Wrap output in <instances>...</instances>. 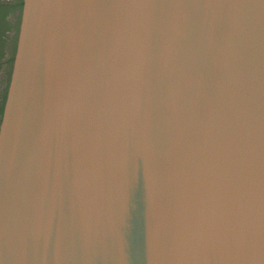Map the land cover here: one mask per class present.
Segmentation results:
<instances>
[{
    "label": "water",
    "instance_id": "obj_1",
    "mask_svg": "<svg viewBox=\"0 0 264 264\" xmlns=\"http://www.w3.org/2000/svg\"><path fill=\"white\" fill-rule=\"evenodd\" d=\"M0 264H264V0H26Z\"/></svg>",
    "mask_w": 264,
    "mask_h": 264
},
{
    "label": "trees",
    "instance_id": "obj_2",
    "mask_svg": "<svg viewBox=\"0 0 264 264\" xmlns=\"http://www.w3.org/2000/svg\"><path fill=\"white\" fill-rule=\"evenodd\" d=\"M26 0H0V140L20 47Z\"/></svg>",
    "mask_w": 264,
    "mask_h": 264
}]
</instances>
